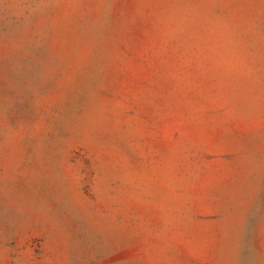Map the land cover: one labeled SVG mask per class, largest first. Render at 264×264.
I'll use <instances>...</instances> for the list:
<instances>
[{"label":"rangeland","instance_id":"rangeland-1","mask_svg":"<svg viewBox=\"0 0 264 264\" xmlns=\"http://www.w3.org/2000/svg\"><path fill=\"white\" fill-rule=\"evenodd\" d=\"M0 264H264V0H0Z\"/></svg>","mask_w":264,"mask_h":264},{"label":"clouds","instance_id":"clouds-1","mask_svg":"<svg viewBox=\"0 0 264 264\" xmlns=\"http://www.w3.org/2000/svg\"><path fill=\"white\" fill-rule=\"evenodd\" d=\"M219 25V24H218ZM221 28V31L219 32V37L223 38L228 42V44L231 46V61H230V68H242L243 62L241 58V54L238 50V47L235 45L231 34L226 31L227 25H219Z\"/></svg>","mask_w":264,"mask_h":264}]
</instances>
